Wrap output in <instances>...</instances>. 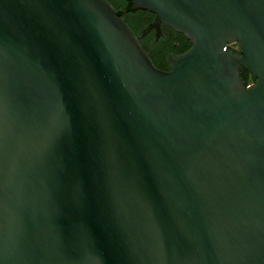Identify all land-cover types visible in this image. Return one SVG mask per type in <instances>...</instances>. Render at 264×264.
I'll list each match as a JSON object with an SVG mask.
<instances>
[{
	"label": "water",
	"instance_id": "obj_1",
	"mask_svg": "<svg viewBox=\"0 0 264 264\" xmlns=\"http://www.w3.org/2000/svg\"><path fill=\"white\" fill-rule=\"evenodd\" d=\"M127 1L171 71L108 0H0V264H264V0Z\"/></svg>",
	"mask_w": 264,
	"mask_h": 264
},
{
	"label": "flooded vegetation",
	"instance_id": "obj_2",
	"mask_svg": "<svg viewBox=\"0 0 264 264\" xmlns=\"http://www.w3.org/2000/svg\"><path fill=\"white\" fill-rule=\"evenodd\" d=\"M115 7L122 11L123 18L139 40V43L158 69L171 71V56H181L192 47L191 41L180 32L163 24H158V16L151 11L139 9L125 12L121 6L122 0L112 1ZM241 76L247 84L256 82V79L245 68Z\"/></svg>",
	"mask_w": 264,
	"mask_h": 264
},
{
	"label": "trees",
	"instance_id": "obj_3",
	"mask_svg": "<svg viewBox=\"0 0 264 264\" xmlns=\"http://www.w3.org/2000/svg\"><path fill=\"white\" fill-rule=\"evenodd\" d=\"M109 2H111L112 4H113V0H108ZM123 2H122V7L125 9V10H127V12H131V10H130V8H131V6H132V3L130 2V1H127V0H122ZM114 5V4H113ZM114 7H115V5H114ZM116 8V7H115ZM117 9V8H116ZM117 11H118V13L120 14V15H123L122 13V11H120V10H118L117 9ZM231 50H233L234 52H239V49L238 50H236V49H234V48H231ZM256 79V78H255Z\"/></svg>",
	"mask_w": 264,
	"mask_h": 264
},
{
	"label": "built area",
	"instance_id": "obj_4",
	"mask_svg": "<svg viewBox=\"0 0 264 264\" xmlns=\"http://www.w3.org/2000/svg\"><path fill=\"white\" fill-rule=\"evenodd\" d=\"M231 48H234V49L238 50V49H239V45H230V46H228V48H226V49L231 50Z\"/></svg>",
	"mask_w": 264,
	"mask_h": 264
}]
</instances>
